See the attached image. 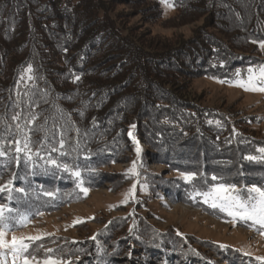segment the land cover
I'll use <instances>...</instances> for the list:
<instances>
[{
  "label": "trees",
  "instance_id": "1",
  "mask_svg": "<svg viewBox=\"0 0 264 264\" xmlns=\"http://www.w3.org/2000/svg\"><path fill=\"white\" fill-rule=\"evenodd\" d=\"M162 3L177 10V26L197 25L188 35L147 39L130 22L133 10L155 19ZM259 41L264 0H0V143L7 152L0 157V186L8 189L0 193L12 210L5 215L16 224L8 228L21 227L25 211L40 199L43 207L52 206L44 193L57 197L95 181L141 145L151 163L162 160L174 172L197 174L191 182L176 177L170 186L184 193L175 194L182 199L218 183L235 185L241 200L253 185L264 188V130L252 128L261 118L207 106L184 90L193 77L225 84L246 80L248 67L264 64ZM17 113L20 120L12 121ZM5 123L13 126L11 135ZM61 138L64 148L51 151ZM25 139L31 151L17 155L14 142ZM143 179L125 188L133 206L89 237L93 252L97 248L89 264H109L124 241L129 261L147 264V253H161L159 264H169L171 256L173 264H193L197 252L181 248L184 236L133 215L148 197L149 176Z\"/></svg>",
  "mask_w": 264,
  "mask_h": 264
},
{
  "label": "rangeland",
  "instance_id": "2",
  "mask_svg": "<svg viewBox=\"0 0 264 264\" xmlns=\"http://www.w3.org/2000/svg\"><path fill=\"white\" fill-rule=\"evenodd\" d=\"M120 8L125 7L119 6ZM126 9L132 12L135 8ZM161 11V16L154 19L147 13L133 10L130 22L137 23L147 39L158 41L169 40L177 34L188 35L189 30L198 23L177 26L172 20L177 15V10L162 3ZM184 90L207 106L228 108L238 115L253 116L250 117L252 121L261 118L258 125L251 127L264 130V93L246 91L239 87L237 82L225 84L203 76L187 81ZM138 148L139 153L132 148L127 161L109 164L97 180L87 181L83 186L70 191H61L59 199L58 196L46 195L44 202H49L52 206L43 207L40 199V205L25 211L26 220L23 226L5 229L7 238L10 240L13 234L25 237L40 236L41 239L29 242L28 249L29 253L38 259H42L45 250L51 248L56 250L57 257L66 262L89 264L97 249L93 252L94 243L89 237L108 221L107 226L112 227L113 223L117 222V217L125 214L129 206H133L125 188L132 180L139 179L145 183L147 179L143 177L149 176V186H144L148 189V197L144 203L140 201L138 206L134 207L137 212L133 215L141 214L152 227L168 229L169 232L184 236L187 241L181 248L195 249L197 252L190 263L264 264L256 259L264 256V235L261 234L264 228L252 221L233 219L219 207L213 208L211 202L204 203L203 196L185 199L178 197L176 193H184L175 188L170 189V186L173 187L174 183H177L176 177L181 174L174 172L172 167L162 160H155L153 163L149 159L146 160V147L141 145ZM140 158L143 160L137 164ZM133 161L136 162L135 172L130 171ZM170 178L171 182L168 181ZM82 188L88 189L86 194ZM5 197L4 193H0V204H3ZM124 242L121 243L117 258L113 256L109 264H138L129 261L125 247L127 243ZM139 250L132 251V255L138 256ZM155 256L157 257H151L147 253L146 257H150L147 264L161 263V253ZM167 258L169 264H173L174 257ZM0 264H13V254L10 250L0 249ZM16 264H20L19 258Z\"/></svg>",
  "mask_w": 264,
  "mask_h": 264
},
{
  "label": "snow or ice",
  "instance_id": "3",
  "mask_svg": "<svg viewBox=\"0 0 264 264\" xmlns=\"http://www.w3.org/2000/svg\"><path fill=\"white\" fill-rule=\"evenodd\" d=\"M253 43H257L253 41ZM259 47L264 49V41H259ZM28 72H31V67L27 69ZM247 80L246 81H237L239 87L245 89L246 91L252 92H262L264 93V64L259 65L257 68L248 67L247 68ZM237 76L240 75V71L237 70ZM31 79V76H29ZM77 80L79 77L76 78ZM20 113L13 115L11 117L12 121H19L20 120ZM33 120L35 117L32 118ZM211 123V121H209ZM218 123V122H217ZM12 127L5 123V128L9 130V135L12 134ZM14 128L17 132L22 133V129L19 123L14 125ZM0 139H5L4 137H0ZM65 141L63 138L59 140V148L53 147L51 151L56 152L60 151L64 148ZM13 146V142L9 140L8 147L11 149ZM15 146V153L19 155L21 152H30L31 149L29 148V141L25 139L23 143L20 140H16L14 142ZM43 146V145H42ZM5 145L0 143V157L7 155V152L4 150ZM260 153H264V148L259 149ZM137 153H139V148H137ZM39 155V152L36 153ZM63 154V153H62ZM258 157L256 156H248L247 159L249 160H256ZM264 159V156L260 157ZM49 161L52 165L56 167H60L56 160H52L49 157ZM65 170H69V166L67 164L63 165ZM136 169V162L133 161L132 168L130 169L131 172H135ZM73 175L79 177L81 173L79 171L73 172ZM195 172H187L181 173V176L185 181L191 182L196 178ZM217 177L213 176L212 180H216ZM135 188V185H133ZM7 186H0V192L6 191ZM85 194L87 193V188L81 189ZM19 191H23L20 189ZM131 191V190H130ZM248 196L246 200H241L238 193V189L235 185L232 184H224L218 183L213 187L209 188L208 191L203 193H198L202 195L204 198V203L211 202V206L213 208L219 207L222 211L226 212L228 216L232 217L233 219H240V220H247L252 221L256 225H260L264 228V188L258 187L253 185L251 188L247 190ZM253 193L255 195H253ZM45 195L52 196L54 195L51 192L45 193ZM11 209H9L6 205L0 204V249H8L13 254V264H16L17 258L20 259V264H71V261H64L62 258L57 257L55 255V249H46L44 256L42 259H38L37 256L32 255L29 253V242L41 239L40 236H17L13 234L11 239L7 238L6 228L9 227L11 223L12 226H16L15 224V217L9 215L6 216L5 213H11ZM82 222V221H78ZM19 226H23L21 223ZM264 235V232L261 233ZM31 257V258H30ZM257 260L264 262V256L256 257Z\"/></svg>",
  "mask_w": 264,
  "mask_h": 264
}]
</instances>
